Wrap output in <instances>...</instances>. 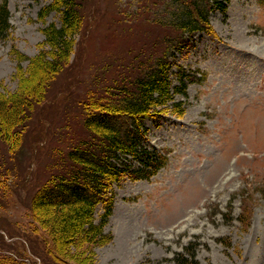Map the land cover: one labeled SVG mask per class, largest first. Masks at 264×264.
<instances>
[{"label": "rangeland", "instance_id": "374dc122", "mask_svg": "<svg viewBox=\"0 0 264 264\" xmlns=\"http://www.w3.org/2000/svg\"><path fill=\"white\" fill-rule=\"evenodd\" d=\"M52 1L9 0L0 93L13 94L31 79L28 61L19 72L18 53L35 58L50 50L43 30L60 26V14L44 21L39 14ZM78 2L85 22L69 66L49 82L11 152L0 133V264H77L51 257L31 200L86 136L81 103L88 94L136 69L140 49L178 34L168 24L175 0ZM209 20L212 35H184L173 58L176 84L181 68L197 78L187 97L176 96L184 115L168 111L144 122L145 144L166 152L167 163L150 180L113 186L111 241L91 250L70 247L69 254L87 256L85 264H176L190 243L200 264H264V0H230ZM103 213L100 206L97 220Z\"/></svg>", "mask_w": 264, "mask_h": 264}, {"label": "trees", "instance_id": "16d2710c", "mask_svg": "<svg viewBox=\"0 0 264 264\" xmlns=\"http://www.w3.org/2000/svg\"><path fill=\"white\" fill-rule=\"evenodd\" d=\"M229 1L175 0L168 24L178 34L163 44L140 49L133 61L139 65L136 69L128 67L119 78L88 94L81 103L86 136L70 147L65 161L56 166L57 172L31 200L37 229L55 261L63 263L62 259L70 258L83 264L87 256L69 254L70 247L79 244L84 250H91L108 244L112 239L106 227L114 209L113 186L125 179L150 180L165 166L167 153L150 149L144 142V122L168 111L179 117L184 115L185 102L176 100V96L187 97L189 84L197 78L181 68L175 73L176 84L171 77L173 58L185 46L184 38L181 39L184 35H212L209 15L212 10L226 12ZM8 3L9 0L0 2L2 41L8 39L12 30ZM52 12L60 14L61 24L50 23L43 30L50 50L35 58L17 52L19 72L23 70L21 63L28 61L31 79L13 94L0 93V133L6 135L9 152L20 144L29 114L46 99L49 82L69 66L76 37L83 31L85 19L78 0H53L41 9L40 19L44 21ZM100 206L104 213L97 220ZM174 261L200 264L195 244L190 243L184 253L176 254Z\"/></svg>", "mask_w": 264, "mask_h": 264}]
</instances>
